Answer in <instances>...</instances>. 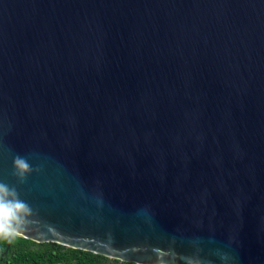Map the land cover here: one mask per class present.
<instances>
[{
	"label": "water",
	"instance_id": "95a60500",
	"mask_svg": "<svg viewBox=\"0 0 264 264\" xmlns=\"http://www.w3.org/2000/svg\"><path fill=\"white\" fill-rule=\"evenodd\" d=\"M0 182L35 243L264 264V0H0Z\"/></svg>",
	"mask_w": 264,
	"mask_h": 264
},
{
	"label": "trees",
	"instance_id": "16d2710c",
	"mask_svg": "<svg viewBox=\"0 0 264 264\" xmlns=\"http://www.w3.org/2000/svg\"><path fill=\"white\" fill-rule=\"evenodd\" d=\"M0 232V264H134L119 262L56 243H35L18 235Z\"/></svg>",
	"mask_w": 264,
	"mask_h": 264
},
{
	"label": "clouds",
	"instance_id": "9594fccd",
	"mask_svg": "<svg viewBox=\"0 0 264 264\" xmlns=\"http://www.w3.org/2000/svg\"><path fill=\"white\" fill-rule=\"evenodd\" d=\"M13 169L17 177L22 178L29 172V163L24 157H17L13 160ZM30 211L14 187L0 182V232L4 235L15 234Z\"/></svg>",
	"mask_w": 264,
	"mask_h": 264
}]
</instances>
